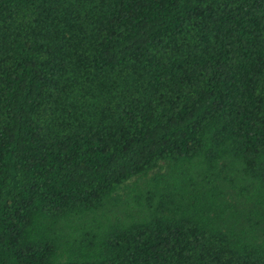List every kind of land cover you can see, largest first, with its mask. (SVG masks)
I'll return each instance as SVG.
<instances>
[{
  "label": "trees",
  "instance_id": "16d2710c",
  "mask_svg": "<svg viewBox=\"0 0 264 264\" xmlns=\"http://www.w3.org/2000/svg\"><path fill=\"white\" fill-rule=\"evenodd\" d=\"M0 264H264V0H0Z\"/></svg>",
  "mask_w": 264,
  "mask_h": 264
}]
</instances>
